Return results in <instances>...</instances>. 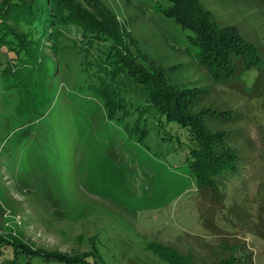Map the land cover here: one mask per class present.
<instances>
[{
    "label": "rangeland",
    "instance_id": "374dc122",
    "mask_svg": "<svg viewBox=\"0 0 264 264\" xmlns=\"http://www.w3.org/2000/svg\"><path fill=\"white\" fill-rule=\"evenodd\" d=\"M77 1L163 70L173 91L208 90L194 111L228 112L208 125L225 134L235 169L205 196L189 167L187 129L152 108L137 130L133 108L149 106L142 84L121 77L133 108L123 119L109 115L83 66L105 58V41L88 44L90 33L74 24L21 27L24 48H0V235L67 261H18L6 246L0 264H169L163 247L195 264H264V0H201L219 27L237 28L256 46V97L255 68L213 82L191 33L162 12L168 0Z\"/></svg>",
    "mask_w": 264,
    "mask_h": 264
},
{
    "label": "trees",
    "instance_id": "16d2710c",
    "mask_svg": "<svg viewBox=\"0 0 264 264\" xmlns=\"http://www.w3.org/2000/svg\"><path fill=\"white\" fill-rule=\"evenodd\" d=\"M168 1L169 6L162 12L183 30L191 33L189 41L198 49L197 61L206 69L213 82L229 83L242 72L255 68L259 76L251 96L256 97L262 85L260 73L263 69L261 66L263 60L256 46L244 39L237 28L219 27L211 12L201 5V0ZM56 24L62 27L73 24L80 26L92 36L91 39L88 38V44L95 38L105 41L108 45L107 53L103 54L105 58L98 55L94 62H89L86 58L83 66L84 70L93 71L97 84L92 86L104 100L109 115L114 118L117 114L122 119L129 115L128 109L131 105L123 95L124 85L119 82L122 81L121 77L142 84L149 106L135 108L131 106L135 112L140 113L137 130L141 123L146 121L145 116L152 108L168 123L173 122L187 129L192 142L189 167L198 190L205 196L210 194L212 197L217 194L216 178L227 169L234 171L236 155L226 146L225 134L213 132L208 125L209 118H216L218 114H220L218 118H228V112L210 109L194 111L197 107L196 98L202 99L208 90L185 88L173 91V86L166 83L167 76L163 70L146 65L139 59V54H135L125 45L121 34L115 36L110 24L84 11L77 0H3L0 3V48L16 50L17 46L23 49L27 39L26 33L21 32V27L33 32L43 25L51 28ZM21 52L18 51V56H21ZM201 92L204 93L200 94ZM190 93L197 94L191 96ZM232 116L233 114L229 117ZM148 131L149 129L143 126V133L146 134ZM220 199L224 200L223 194H220ZM6 246L15 248L18 261L34 259L40 261L42 259L44 262L50 259L67 261L66 257L32 249L0 235V251ZM166 249L167 247H163L158 253L169 264H195L191 256L172 253ZM239 261L230 258L214 264H239Z\"/></svg>",
    "mask_w": 264,
    "mask_h": 264
}]
</instances>
